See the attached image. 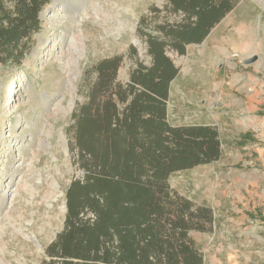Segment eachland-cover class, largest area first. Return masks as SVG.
Returning <instances> with one entry per match:
<instances>
[{
	"label": "rangeland",
	"instance_id": "374dc122",
	"mask_svg": "<svg viewBox=\"0 0 264 264\" xmlns=\"http://www.w3.org/2000/svg\"><path fill=\"white\" fill-rule=\"evenodd\" d=\"M55 3L64 14L52 20ZM40 19L20 65L0 59V264L51 259L68 187L84 174L70 148L73 114L97 64L120 56L117 80L129 82L134 68L152 63L148 37L167 38L162 26L184 14L168 0H52ZM167 54L179 69L170 123L213 125L221 140L218 160L170 176L173 189L214 211L213 229L191 235L205 264H264V0H237L201 43Z\"/></svg>",
	"mask_w": 264,
	"mask_h": 264
},
{
	"label": "trees",
	"instance_id": "16d2710c",
	"mask_svg": "<svg viewBox=\"0 0 264 264\" xmlns=\"http://www.w3.org/2000/svg\"><path fill=\"white\" fill-rule=\"evenodd\" d=\"M11 1L9 9L0 0V59L20 65L23 41L40 29L52 0ZM168 2L184 20L162 26L167 38L148 37L152 63L122 82L121 57L101 60L87 102L73 114L70 148L84 174L68 187L65 226L47 247L46 264H205L191 232L211 231L214 211L173 189L170 176L218 160L221 140L213 125L170 123V83L179 69L167 48L185 54L237 0Z\"/></svg>",
	"mask_w": 264,
	"mask_h": 264
},
{
	"label": "bare ground",
	"instance_id": "6f19581e",
	"mask_svg": "<svg viewBox=\"0 0 264 264\" xmlns=\"http://www.w3.org/2000/svg\"><path fill=\"white\" fill-rule=\"evenodd\" d=\"M69 1V0H68ZM75 2V1H74ZM77 6V5H76ZM74 8H75V6H74ZM53 9H54V14H55V16L52 18V20H55L56 18H58V16L61 14V15H63L62 14V11L61 10H58V8L56 7V3L54 4V7H53ZM77 11V9H75L74 10V13ZM70 12V11H69ZM57 14H59V15H57ZM188 58H189V56H188ZM196 58V57H195ZM194 58V62L196 63V69H198V66H199V63H205V60H206V58L205 57H201V58H197V60H200L199 61V63L196 61V59ZM191 62V61H190ZM195 63H193V64H195ZM193 64H191V66H194ZM190 65V64H189ZM195 67V66H194ZM200 70V69H199ZM198 71V70H197ZM202 71H203V69H202ZM13 83V82H12ZM14 85H15V83H13ZM12 92H13V88H12ZM73 105V104H72ZM65 139V138H64ZM67 142H66V140H64V144H65V146H64V148H65V150L67 151V144H66Z\"/></svg>",
	"mask_w": 264,
	"mask_h": 264
},
{
	"label": "water",
	"instance_id": "95a60500",
	"mask_svg": "<svg viewBox=\"0 0 264 264\" xmlns=\"http://www.w3.org/2000/svg\"><path fill=\"white\" fill-rule=\"evenodd\" d=\"M189 45H197V43L188 44L187 46H189ZM187 46H186V47H187ZM173 80H174V79H173ZM173 80H172V81H173ZM172 81H171V83H172ZM171 83H170V84H171ZM168 108H169V103H168ZM66 144H67V143H66ZM67 151H68V146H67Z\"/></svg>",
	"mask_w": 264,
	"mask_h": 264
}]
</instances>
